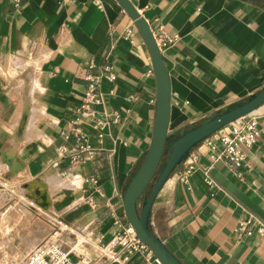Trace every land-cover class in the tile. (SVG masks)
<instances>
[{"label": "crops", "instance_id": "crops-1", "mask_svg": "<svg viewBox=\"0 0 264 264\" xmlns=\"http://www.w3.org/2000/svg\"><path fill=\"white\" fill-rule=\"evenodd\" d=\"M130 1L160 35L169 136L264 88V0ZM107 68L115 80L102 79L103 104L84 119L87 77ZM155 110L150 55L116 0H0V174L34 202L2 212L9 200L0 189V260H24L61 219L83 237L91 264H102L98 246L129 225L122 197L149 148ZM253 112L261 136L243 178L199 142L189 151L199 168L189 184L177 179L180 162L152 203L150 230L183 264H264V239L237 233L244 219L264 222V103ZM97 119L106 122L101 130L93 127ZM75 122L96 150L93 161L56 155L61 143L72 148L61 133ZM203 169L217 188L205 185ZM60 242L67 249L74 239L63 234Z\"/></svg>", "mask_w": 264, "mask_h": 264}, {"label": "built area", "instance_id": "built-area-1", "mask_svg": "<svg viewBox=\"0 0 264 264\" xmlns=\"http://www.w3.org/2000/svg\"><path fill=\"white\" fill-rule=\"evenodd\" d=\"M129 34L132 29L127 30ZM157 46H159L160 35L152 31ZM110 82L115 80V75L106 69L105 74L88 76V86L80 104V114L82 118L93 116L96 112L95 107L103 104V96L100 92L102 79ZM241 121L237 122V120ZM106 122L97 119L93 127L101 130ZM261 136L256 114L251 111L248 114L230 123L229 127L224 126L219 130L204 138L201 142L211 152L212 158L222 159L227 164L230 171L237 178H243L246 167V157L251 152ZM64 141L72 140V148L67 144L61 143L56 148V155L62 159L68 157L70 162L93 161L95 160L96 150L88 141V136L82 127V123L75 122L68 131L61 133ZM98 142L103 137L102 132L97 133ZM198 157L196 153H190L181 161L182 168L177 173V179L183 184L188 185L193 174L199 171L197 167ZM202 179L210 189L217 188V184L211 177L207 169L202 171ZM0 189L8 195L9 204L2 211L10 206L21 209L34 206L33 200L20 192L7 179L0 174ZM252 218L242 220L238 227V235H257L264 239V222L253 223ZM254 224L253 227L251 225ZM55 227L48 239L38 247L29 252L24 260L16 264H91L92 260L88 254L82 250L83 237L79 232L61 219L53 221ZM74 239V243L67 249L61 245L62 235ZM98 251L103 257L102 264H131L136 259H141L143 264H161L154 256L151 249L137 238L136 233L130 225L123 226L116 231L107 244L98 246Z\"/></svg>", "mask_w": 264, "mask_h": 264}, {"label": "water", "instance_id": "water-1", "mask_svg": "<svg viewBox=\"0 0 264 264\" xmlns=\"http://www.w3.org/2000/svg\"><path fill=\"white\" fill-rule=\"evenodd\" d=\"M116 1L133 21L148 50L156 84V110L152 138L141 165L132 175L124 191L122 197L124 215L128 224L133 227L137 238L151 249L161 264H183L150 230L147 219L152 203L170 173L185 158L192 147L223 126L248 114L264 103V88L246 101L204 120L179 137L169 136L171 90L161 52L149 24L131 1ZM149 188H151L149 195L138 205V201L148 192Z\"/></svg>", "mask_w": 264, "mask_h": 264}, {"label": "rangeland", "instance_id": "rangeland-1", "mask_svg": "<svg viewBox=\"0 0 264 264\" xmlns=\"http://www.w3.org/2000/svg\"><path fill=\"white\" fill-rule=\"evenodd\" d=\"M14 262H15L14 259H11V260L9 259L7 262H4V261L0 260V264H11V263H14Z\"/></svg>", "mask_w": 264, "mask_h": 264}, {"label": "trees", "instance_id": "trees-1", "mask_svg": "<svg viewBox=\"0 0 264 264\" xmlns=\"http://www.w3.org/2000/svg\"><path fill=\"white\" fill-rule=\"evenodd\" d=\"M180 135H178L177 137H179ZM177 137H174V138H177ZM161 167H162V165H161ZM161 167H160V169H161Z\"/></svg>", "mask_w": 264, "mask_h": 264}]
</instances>
